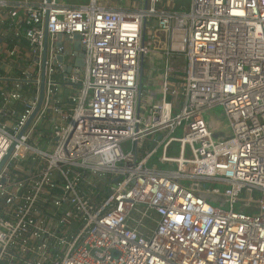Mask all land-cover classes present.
<instances>
[{
	"label": "built area",
	"instance_id": "2783aa9c",
	"mask_svg": "<svg viewBox=\"0 0 264 264\" xmlns=\"http://www.w3.org/2000/svg\"><path fill=\"white\" fill-rule=\"evenodd\" d=\"M139 2L0 0V264H264V0Z\"/></svg>",
	"mask_w": 264,
	"mask_h": 264
},
{
	"label": "rangeland",
	"instance_id": "374dc122",
	"mask_svg": "<svg viewBox=\"0 0 264 264\" xmlns=\"http://www.w3.org/2000/svg\"><path fill=\"white\" fill-rule=\"evenodd\" d=\"M59 2H63L66 4H70V3H86L87 0H58ZM140 0H99V2L103 5H114V4H118L127 8H134V7H139L141 6V2H139ZM176 8H181L182 10L187 9L189 2L191 0H171ZM158 7L162 10L163 7L162 5H158ZM146 41L151 42V39L146 36ZM153 46V44L151 45ZM164 57L162 56V52H150L148 54L145 55L144 58V63H143V74L145 76V78H148L150 72H151V67L153 68V65H158V71L157 73H159L160 68L162 66ZM151 66V67H150ZM175 67V66H172ZM157 73H153V74H157ZM152 74V75H153ZM144 79V78H143ZM175 114V112H174ZM210 114L213 117H218L221 118L222 115V108L220 106H216L214 108L211 109ZM178 153V144L177 143H173L171 146V149H169L168 154L170 156L176 157ZM156 161H154L155 163ZM207 186H216V185H210V184H206ZM223 186H218V188H222ZM237 210V209H236Z\"/></svg>",
	"mask_w": 264,
	"mask_h": 264
},
{
	"label": "water",
	"instance_id": "95a60500",
	"mask_svg": "<svg viewBox=\"0 0 264 264\" xmlns=\"http://www.w3.org/2000/svg\"><path fill=\"white\" fill-rule=\"evenodd\" d=\"M60 38H61V36L59 35L58 39H60ZM75 38H77V36ZM46 44H47V30H46V26H45V28H44V49H43V61H42V74H41V82H40V99H39V102L41 101V98L43 95V87H44V66H45V56H46ZM59 44L60 43H58V45ZM75 47H76V49H79V43L78 42L75 43ZM77 62L79 65L82 64L81 55H80V58L77 60ZM141 78H140V81H141ZM61 92H62V90L59 89V94H61ZM6 158H7V156L4 157L2 163L4 162V160Z\"/></svg>",
	"mask_w": 264,
	"mask_h": 264
},
{
	"label": "crops",
	"instance_id": "0c3cea01",
	"mask_svg": "<svg viewBox=\"0 0 264 264\" xmlns=\"http://www.w3.org/2000/svg\"><path fill=\"white\" fill-rule=\"evenodd\" d=\"M76 3V2H75ZM77 4H80V3H77Z\"/></svg>",
	"mask_w": 264,
	"mask_h": 264
}]
</instances>
